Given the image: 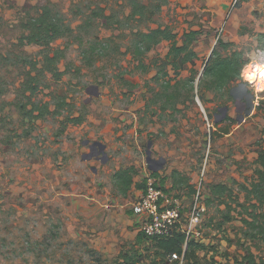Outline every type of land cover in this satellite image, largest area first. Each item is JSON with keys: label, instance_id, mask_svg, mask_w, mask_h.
<instances>
[{"label": "rangeland", "instance_id": "obj_1", "mask_svg": "<svg viewBox=\"0 0 264 264\" xmlns=\"http://www.w3.org/2000/svg\"><path fill=\"white\" fill-rule=\"evenodd\" d=\"M44 8L65 33L45 46L28 43ZM216 11L239 15L231 30L225 19L212 28ZM157 28L177 34L179 44L185 33L202 31L192 45L199 59L177 74L169 42L136 54L137 35ZM261 34L264 0H0V264L160 259L151 239L114 243L121 231L113 235L103 214L130 216L139 196L120 193L113 175L135 167L142 183L152 174L148 151L170 194L188 207L199 195L206 207L193 237L202 247L196 264H236L248 252L264 258L263 238L251 239L243 223L248 212L264 223V204L251 193L264 139V83L257 89L243 78L221 92L199 86L220 39L234 43L220 47L223 55L241 51L264 74ZM45 105L50 114L40 116ZM95 143L106 148L88 159ZM215 185L230 193L211 194Z\"/></svg>", "mask_w": 264, "mask_h": 264}, {"label": "trees", "instance_id": "obj_2", "mask_svg": "<svg viewBox=\"0 0 264 264\" xmlns=\"http://www.w3.org/2000/svg\"><path fill=\"white\" fill-rule=\"evenodd\" d=\"M64 33V26L61 24L58 16L54 15L50 9L44 8L41 10L38 17L31 23L30 35L26 39L28 43L45 46L63 37ZM201 34L202 31L185 33L182 43L179 44L177 34L173 33L168 28H157L148 33H140L137 35L136 54L145 55L160 43L164 41L169 42L171 44V49L168 53V57L172 58L171 64L175 72L179 74L186 64L193 63L195 60L199 59L192 45ZM260 40L262 43L264 42V34L260 35ZM233 44V42L226 43L221 39L219 40L218 45L213 49L211 56L204 64L202 77L199 81L200 87L202 86L208 90L221 92L227 89L231 84L243 79V70L249 64V61L245 59L243 53L238 50H232L231 54L223 55L219 50L220 47L226 50ZM55 61V57L49 59L52 65L49 69L51 72L56 71L53 64ZM39 110L41 111L40 116L50 114L47 105L40 107ZM33 113L34 110L28 112V114L31 115ZM73 121L78 124L82 122L81 119H74ZM227 133L226 131L225 134ZM260 148L261 150L257 158L259 167L256 171L257 178L253 184V191L251 193H254V198L262 205L264 204V139L260 142ZM136 174L135 167H131L129 169H121L113 175V180L118 186L120 193L126 195L133 187L141 190L145 188L146 181L135 184ZM152 176L160 178L157 172L152 173ZM165 181V178L161 179L162 186H164ZM226 192L230 193V188L225 185H215L211 190V194L218 196H222ZM248 214L251 219H243V223L252 233L248 231L249 234L247 236L253 240L256 239L257 236H261L263 238L262 240H264V223L262 225L259 224L260 216L257 217V215L249 212ZM226 218L228 221L232 220L229 216ZM262 218H264V215H262ZM250 233L252 235H250ZM147 238L155 243L158 252L157 255L160 257V259H155V261L150 264H160L166 261L167 258L171 259L174 256L176 257L174 258L176 264H179L180 261H184L187 264H196L199 262L200 257L198 252L202 248L201 245L194 239L187 240L186 235L181 232L175 233L174 236L170 238L148 237L145 233L140 232L138 241L145 242ZM124 259L129 260V257L125 256ZM132 264H137V261H133ZM162 264H165V262ZM236 264H264V258L261 257V259H259L254 253L248 252V254H246L242 260L237 261Z\"/></svg>", "mask_w": 264, "mask_h": 264}, {"label": "built area", "instance_id": "obj_3", "mask_svg": "<svg viewBox=\"0 0 264 264\" xmlns=\"http://www.w3.org/2000/svg\"><path fill=\"white\" fill-rule=\"evenodd\" d=\"M243 71H245L243 78L246 85L262 88L263 70L259 72L260 77H258L255 64L249 63ZM145 184L142 194L133 204L134 213L146 217L140 226L141 232L148 237L160 238H170L175 233L181 232L186 235L187 240L193 239L196 227L201 223L206 212L205 205L199 201V195L195 196L193 203L188 207L184 200L166 192L152 175L146 177Z\"/></svg>", "mask_w": 264, "mask_h": 264}, {"label": "crops", "instance_id": "obj_4", "mask_svg": "<svg viewBox=\"0 0 264 264\" xmlns=\"http://www.w3.org/2000/svg\"><path fill=\"white\" fill-rule=\"evenodd\" d=\"M202 12H204V11H202ZM216 12H217L218 16H215L214 21L213 20L210 21V25L212 26V28H215L216 26L220 25L222 23V21H223L222 19H225V21H227V22H225L226 28L229 27L230 30H231L234 27V25L236 24L239 15L236 13L232 17L231 16V12L232 11H216ZM206 17L210 20L212 16L208 14ZM216 45H217V43H214L213 45H211L210 52L208 54V59L211 56L212 51L216 47ZM152 173H154V172H152ZM150 175H152V174H150ZM146 177L143 180V182L146 181ZM154 178H156V177H154ZM156 179L158 180V178H156ZM161 183L162 182L160 181L159 184L162 186ZM135 184H138V183L135 182ZM162 187H163V189L166 192H169L166 189L165 185L162 186ZM132 189L135 190V192L137 193L138 196H140L142 194L143 190L137 189L136 187H133ZM137 199H135V201L132 202V205H131V211L132 212L130 213V216L129 215H123L122 211L117 212L114 215V214H111L112 213L111 211H110V214H109L106 210H103V214L106 217V222H107V224H109L108 225L109 228H112V226H113L114 230H116L113 235L117 236L116 232L117 231H119V232L121 231L122 237H119L117 239V241L114 242V243H117V245H118L119 242L124 243L125 242L124 240H132V239L136 240V241L138 240V236H139V234L141 232L140 226L145 221L146 217H145V215H138V214L134 213L133 204L137 201ZM117 214H119V216H116ZM136 225H139V230L137 229L139 231V233H138V231L136 229L131 233L130 227L136 226ZM113 240H114V237L112 238V241ZM117 245H116V247H117ZM118 248L120 250V245L118 246Z\"/></svg>", "mask_w": 264, "mask_h": 264}, {"label": "water", "instance_id": "obj_5", "mask_svg": "<svg viewBox=\"0 0 264 264\" xmlns=\"http://www.w3.org/2000/svg\"><path fill=\"white\" fill-rule=\"evenodd\" d=\"M253 107H254V106H253V102H251V108H250V110H249L248 112H246L247 115H250V114H251V112H252V110H253ZM227 111H228V108H224V109H222V112H223L224 114H226ZM87 144H88V143H86L85 145H87ZM96 145L99 146V147L101 148V151L104 152V150H105V148H106L104 145L99 144V143H95V145H94L93 147H96ZM149 146H151V144H150ZM93 147H91V148H93ZM104 155H105V154H104ZM97 156H98V154H96V155L91 154V155L88 156V159H91V158H94V157H97ZM97 159H98V158H97ZM147 163H148V165L150 166V169L152 170V172H157V171L159 170V169L153 167L155 161L152 159V153H151L150 151H148Z\"/></svg>", "mask_w": 264, "mask_h": 264}, {"label": "flooded vegetation", "instance_id": "obj_6", "mask_svg": "<svg viewBox=\"0 0 264 264\" xmlns=\"http://www.w3.org/2000/svg\"><path fill=\"white\" fill-rule=\"evenodd\" d=\"M247 100H248L249 108H251L252 97L247 98ZM241 110L244 111V108H242ZM99 149H100L99 146L91 148V154L93 155L98 154L100 152Z\"/></svg>", "mask_w": 264, "mask_h": 264}]
</instances>
